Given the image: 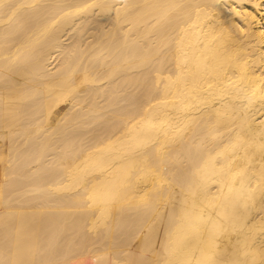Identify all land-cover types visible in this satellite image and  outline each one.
I'll return each instance as SVG.
<instances>
[{"label":"bare ground","instance_id":"bare-ground-1","mask_svg":"<svg viewBox=\"0 0 264 264\" xmlns=\"http://www.w3.org/2000/svg\"><path fill=\"white\" fill-rule=\"evenodd\" d=\"M0 264H264V0H0Z\"/></svg>","mask_w":264,"mask_h":264}]
</instances>
